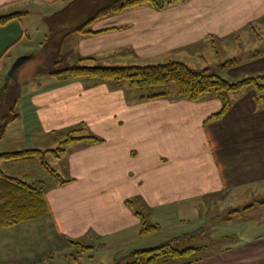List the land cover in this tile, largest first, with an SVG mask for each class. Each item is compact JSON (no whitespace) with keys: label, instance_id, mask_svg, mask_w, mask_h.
<instances>
[{"label":"crops","instance_id":"1","mask_svg":"<svg viewBox=\"0 0 264 264\" xmlns=\"http://www.w3.org/2000/svg\"><path fill=\"white\" fill-rule=\"evenodd\" d=\"M62 1L0 0V17L28 13L23 10L29 4L51 9ZM69 6L56 9L60 10L56 15L62 16ZM263 26L264 0H182L161 11L144 6L100 19L90 28L94 35L63 37L61 29L54 38L62 44L60 52L78 64L93 58L96 61L82 64L102 60L146 66L175 61L180 55L199 58L197 49L202 45L247 28L255 33L254 28ZM29 37L23 19L0 28V80L19 58L42 51L27 46L19 50ZM238 65L250 74L264 73V53ZM42 78L22 82L23 117L14 124L32 121L41 138L86 124L104 140L95 145L75 143L63 153L69 173L63 182L71 183L62 186L58 181L47 189L52 209L48 218L57 234H74L69 237L74 242L113 243L116 249L135 252L150 236L141 234L147 219L158 226L152 234L168 225L163 227L159 220H174L182 230L201 221L190 233L175 237L197 233L182 243L183 249L200 250L190 264H264V205L235 207L239 192L264 185V110L256 109L255 91L237 93L228 115L206 124L221 111L217 100L142 101L127 86ZM37 161L21 163L31 166ZM11 177L44 182L34 174ZM228 193L234 207L217 211V200Z\"/></svg>","mask_w":264,"mask_h":264},{"label":"rangeland","instance_id":"2","mask_svg":"<svg viewBox=\"0 0 264 264\" xmlns=\"http://www.w3.org/2000/svg\"><path fill=\"white\" fill-rule=\"evenodd\" d=\"M75 1L77 0H63L58 7L51 9L36 4H29L24 7L23 11L30 13L28 18H22L24 25L29 30L30 37L22 42L19 50L27 46L34 50L42 49V52L47 51V54H44V56L42 55L43 57L37 55L34 59L26 62L20 68L19 72H16L15 82L22 84L23 81H42V76H45L47 73L54 70L62 71L66 67L85 66L115 68L127 67L130 65L129 63L124 62H119V64L113 63L110 65L102 60L98 61V63L78 64L73 58L68 59L66 57L67 62H62L59 65L54 66L56 60L55 57L60 51L58 48L60 40L54 38L55 35L64 28H66L64 30H67L66 33H68V30L70 29L77 28L90 14H93V11L109 2V0H80L72 5ZM69 5H71V8L63 12L62 16L56 15L60 11L56 9H64ZM252 29L253 28H247L236 35L223 38L222 40H215L213 44L207 45L206 43V45H202L197 49L199 58H195L196 56L186 58L185 56L180 55L178 58H175V62L184 63L190 69L199 72L209 71L210 73L219 75L230 81H238L248 76L257 75L261 72L250 74L247 68L240 69V67H238V64H242L252 59L255 54L264 53V26L254 28L256 30L255 33ZM16 52L17 51L13 52V57H16L14 56ZM63 52L65 53V51ZM169 62H165V64H168ZM230 62H235L237 65L228 67L225 70L222 69L224 65ZM158 63L162 64L161 62L153 61L151 62V65H158ZM9 67L12 68V66ZM11 68L8 70L7 75L2 76L3 78L0 80V112L3 111L4 113H8V108H6L5 104L9 99L8 87L11 83L9 82L8 77ZM158 92H167L169 100L171 101H173V98L176 96V90L173 85L167 90L157 89V91H154V93ZM236 95L238 94H231V99L233 100ZM210 98L213 102L216 100L219 102V108H217V111L223 108V102L216 92L211 93V95L206 94L202 96L200 100L201 102H205L204 100L211 102ZM213 106L214 105L212 104V107ZM17 113L23 117V113L19 106ZM34 126L35 124H33L32 121L28 123L25 120L11 126L9 133L6 134V139L0 143V153L38 149L40 147L45 151L56 150L61 147V143L63 139H65V137L63 138L61 135H66L69 130L73 129L59 130L53 135V137L41 138L42 135L35 132ZM78 129H84L86 133L85 135L93 134L86 124L81 128L79 126ZM59 155V158H56L53 154H48L46 157L51 168L57 172L58 177L50 175L41 166L39 161H37V163L41 167L37 165V163L31 164V166H26L21 162L8 161L2 162L0 166L9 176L16 174L25 176L34 174L45 182L47 190L48 188L51 189L54 183L67 180L69 177L67 171V156H64V154ZM17 177L21 178L23 176ZM250 188L252 191L249 193H238L240 199L239 202H236L235 207H237V209L242 210L264 200V191L263 193H259V195L256 194L258 189L259 191L264 190V185L260 186L256 184ZM230 194L231 193H228L221 199L217 200V211L230 210L231 206L234 207L235 203L233 204L230 202ZM209 205L211 206V204ZM145 221H147L146 223L149 225H157L156 223L150 224L148 219ZM167 222L168 225L164 227ZM200 222L201 221H195L193 222V227L186 226L184 227L185 230H182L177 229L178 227L174 220H159L157 223L161 224L164 228L162 231L150 234L149 237L144 239L140 250L153 249L170 242L181 234H188L192 229L199 227L198 224ZM54 229L55 227L52 219L46 217L41 220L0 230V264H127L132 261V255L134 253L132 250H125V248L123 250L116 249L114 248L115 246L113 243L107 244L106 246H99L98 242L87 244L88 242H85L84 240V242H81L80 244L84 247L92 245L94 250L83 251L81 247L71 246L68 243L67 239L70 240L74 234H67V239H64L63 236L57 234ZM183 247L184 245L177 246L180 250L183 249Z\"/></svg>","mask_w":264,"mask_h":264},{"label":"trees","instance_id":"3","mask_svg":"<svg viewBox=\"0 0 264 264\" xmlns=\"http://www.w3.org/2000/svg\"><path fill=\"white\" fill-rule=\"evenodd\" d=\"M80 0L75 1L72 5ZM182 0H109L102 7L93 11L80 26L75 29L62 30L65 32L63 37H69L73 34H81L84 36L94 35L90 31L91 26L100 19L107 18L113 15L121 14L125 11L148 6L158 11L164 10L166 7L181 3ZM73 7V6H72ZM71 6L69 7V9ZM28 13H14L0 17V28L8 26L14 21H21ZM61 43L58 48L61 49ZM47 54V51H41L39 54L31 55L32 58L37 55L42 56ZM261 53L257 54L260 57ZM54 66L62 62H67L66 57L59 51L56 55ZM96 61L95 59H86L80 63ZM237 63L230 62L222 67L236 66ZM20 70V69H19ZM19 70L17 72H19ZM46 75L56 77L58 79L70 80H87L98 83L113 84L117 88L127 86V89L140 94V100L151 101L156 99L169 98L167 92H158L157 89L167 90L171 85L176 90L174 101L187 99L189 101H199L206 94L213 92L218 93L223 102V108L217 114L212 115L207 123L218 122L228 115L233 107L231 94L239 93L244 90H253L256 92L254 98L256 109L264 110V73L248 76L238 81H230L219 75L210 73L209 71L199 72L190 69L186 64L181 62L171 61L168 64L146 65V66H127V67H66L62 71L54 70ZM11 85L8 87L9 99L5 104L8 108V113L0 112V142H2L8 132L9 127L20 119L17 113L19 103L23 96V85L15 82L16 75L13 78L8 77ZM125 83V84H124ZM127 83V85H126ZM80 128L84 125H79ZM78 126V128H79ZM77 127L69 130L66 135L62 134L63 139L61 147L52 151L41 150H23L14 153H0V161L8 162H25L37 159L42 163L43 168L52 176L58 174L53 170L48 163L46 157L48 154H53L59 158V154L66 152V147L75 143H85L89 145L100 144L104 142L101 138L89 134L85 135L84 129ZM71 181L61 182L66 185ZM45 184L42 181L27 182L8 176L0 168V230L16 227L28 222L41 220L52 215ZM131 203L130 201L128 204ZM259 206L264 205V200L258 202ZM252 206L251 208H253ZM249 208V209H251ZM140 215V214H138ZM158 230V226H152L147 223L143 224L141 234L147 236ZM197 233L192 235L181 236L163 244L159 247L147 250H137L132 255V261L127 264H167L170 261L183 262L190 264L194 261L199 249L188 248L178 249L177 246L188 239H193ZM64 239H67L63 236ZM71 246H79L83 251L93 250L91 247H84L80 243L67 239Z\"/></svg>","mask_w":264,"mask_h":264},{"label":"water","instance_id":"4","mask_svg":"<svg viewBox=\"0 0 264 264\" xmlns=\"http://www.w3.org/2000/svg\"><path fill=\"white\" fill-rule=\"evenodd\" d=\"M32 57L31 56H25V57H21L19 58L14 65L11 68V71L9 73V77L13 78L14 75L16 74V72L29 60H31Z\"/></svg>","mask_w":264,"mask_h":264}]
</instances>
